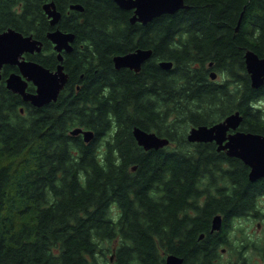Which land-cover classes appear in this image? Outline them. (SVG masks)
Masks as SVG:
<instances>
[{"label":"trees","instance_id":"1","mask_svg":"<svg viewBox=\"0 0 264 264\" xmlns=\"http://www.w3.org/2000/svg\"><path fill=\"white\" fill-rule=\"evenodd\" d=\"M46 1L0 0V32L42 40L26 56L51 69L59 58L48 32L75 33L56 100L25 101L6 85L18 67L1 70L0 264H164L171 253L182 264H235L221 261V247L264 248L232 235L236 219L262 215L264 178L251 180L215 141L187 136L237 110L241 129L264 134V84L252 85L245 62L247 49L264 56V0H185L146 23L114 0H54L55 25ZM139 47L153 50L139 70L115 66V54ZM136 125L170 142L146 149ZM76 126L93 137L72 134ZM216 214L222 226L211 231Z\"/></svg>","mask_w":264,"mask_h":264},{"label":"water","instance_id":"2","mask_svg":"<svg viewBox=\"0 0 264 264\" xmlns=\"http://www.w3.org/2000/svg\"><path fill=\"white\" fill-rule=\"evenodd\" d=\"M124 9H133L131 22L146 23L163 13H173L185 7V0H115ZM71 8L83 10L80 3H72ZM44 9L52 25L57 24L62 12L57 8L54 0L46 1ZM48 38L54 43L58 51L59 63L51 69L42 63L27 59L25 53L41 51L43 41L31 34H24L13 27L0 32V78L5 64L17 65L19 71H13L6 77V85L12 91L22 95L25 101L35 106L45 105L56 100L69 80V73L63 64V50L71 51L75 40V33L55 28L48 32ZM152 48H137L126 53L113 56L116 67H130L135 70L141 68L142 63L152 55ZM246 69L250 74L251 83L259 87L264 83V56H260L253 49L245 52ZM161 65L169 68L173 62L162 60ZM217 76L212 71L211 77ZM36 86L35 91L28 90L29 82ZM243 115L239 110L227 115L224 119L213 124H199L190 127L187 134L190 141H216L219 150H225L228 155L241 158L249 167V178L256 180L264 178V134L239 129ZM233 129V132L228 130ZM72 134L82 133L85 140H90L94 132L81 126L71 130ZM133 134L138 143L146 149L159 148L167 145L170 139L159 135L156 131L134 126ZM222 226V215L216 214L212 220L211 231ZM204 233L201 234V237ZM183 257L174 253L168 254L164 264H182Z\"/></svg>","mask_w":264,"mask_h":264},{"label":"rangeland","instance_id":"3","mask_svg":"<svg viewBox=\"0 0 264 264\" xmlns=\"http://www.w3.org/2000/svg\"><path fill=\"white\" fill-rule=\"evenodd\" d=\"M217 80L222 79V74L219 72L216 76ZM258 105H260L264 109V98L258 101ZM191 127V126H190ZM188 128V132L189 129ZM262 204V203H261ZM261 212L264 213V202L261 205ZM258 222H261L258 225ZM234 230H232V235L234 237L233 243L240 242L241 239H244V235L246 238L244 241L249 243V239L254 240L257 244L264 245V215H260L259 217H246L236 219L234 221ZM235 241V242H234ZM226 250L222 254V261L226 262V258L235 254H232L231 246H225ZM253 253V251H251Z\"/></svg>","mask_w":264,"mask_h":264},{"label":"flooded vegetation","instance_id":"4","mask_svg":"<svg viewBox=\"0 0 264 264\" xmlns=\"http://www.w3.org/2000/svg\"><path fill=\"white\" fill-rule=\"evenodd\" d=\"M131 10H133V9H131ZM133 12H134V10H133ZM62 53H63V51H62ZM25 56H26V53H25ZM26 58H27V56H26ZM27 59H29V58H27ZM9 65H12V64H9ZM14 66H17V65H14ZM14 71H19V69L18 70H14ZM11 72H13V71H11ZM30 82H29V84H30ZM35 88H36V86H35ZM27 89H28V87H27ZM239 129H241L240 126H239ZM233 131H234L233 129L228 130V132H233ZM249 170H250V167H249ZM263 202H264V196H262V199H260V204L262 203L261 205H263ZM261 205H260V207H261ZM261 214L264 215V213H262V212H261ZM254 217H259V215L258 216H254ZM260 224H261V222H258V225H260ZM225 250H226V247L225 246L221 247V261H222V254H223V252ZM244 250H245V248H243V252H242L243 254L242 253L241 254H236L235 256L231 255V256H229V257L226 258V262H223V261L222 262L223 263L232 262V263H235V264H264V248L259 249V250L258 249H256V250H254V249H247L245 253H244ZM251 251H253V253ZM249 262H251V263H249Z\"/></svg>","mask_w":264,"mask_h":264}]
</instances>
